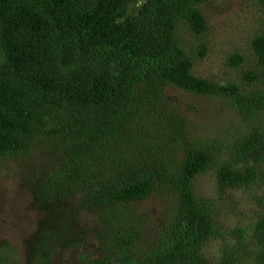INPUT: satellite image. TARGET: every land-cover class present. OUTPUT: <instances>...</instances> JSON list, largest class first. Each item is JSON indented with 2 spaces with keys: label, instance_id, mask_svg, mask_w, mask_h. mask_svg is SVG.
Listing matches in <instances>:
<instances>
[{
  "label": "trees",
  "instance_id": "trees-1",
  "mask_svg": "<svg viewBox=\"0 0 264 264\" xmlns=\"http://www.w3.org/2000/svg\"><path fill=\"white\" fill-rule=\"evenodd\" d=\"M209 1L0 0V165H14L36 217L20 250L0 241V264H60L89 246L81 264H264V33L241 83L196 76L178 30L203 35ZM171 89L234 114L195 137ZM208 173L217 197L198 190ZM249 188L254 222L228 233L220 198ZM157 193L169 204L151 228L137 205Z\"/></svg>",
  "mask_w": 264,
  "mask_h": 264
},
{
  "label": "rangeland",
  "instance_id": "rangeland-1",
  "mask_svg": "<svg viewBox=\"0 0 264 264\" xmlns=\"http://www.w3.org/2000/svg\"><path fill=\"white\" fill-rule=\"evenodd\" d=\"M202 13L207 22V31L200 36L194 35L187 27L178 30V40L193 59V72L196 76L221 82L241 83L242 74L254 71L256 62L249 45L258 33H264V5L258 0H210L202 5ZM135 11V10H134ZM203 45L207 49L203 59L198 57L197 49ZM242 54L246 62L239 68L231 69L227 64L230 53ZM168 100L195 137L211 138L213 127L227 116L233 115L228 101L188 94L179 89L168 91ZM14 165L5 162L0 165V241L6 239L20 250L21 240L34 229L35 215L29 208L24 190L19 189L18 180L12 172ZM198 190L210 197H217L215 176L209 173L197 179ZM262 192V191H259ZM252 190L240 189L226 192L216 210L217 218L228 233L238 227L254 222L255 207L251 201ZM158 193L137 205L139 213L147 217L148 225L155 228L165 218L168 200ZM226 209L222 200H228ZM168 203V204H167ZM89 219H84V224ZM250 228H248V231ZM223 242L218 239L209 241L203 248L205 258L214 263L222 255ZM93 248L65 251L61 254L60 264H81L78 255L91 252Z\"/></svg>",
  "mask_w": 264,
  "mask_h": 264
}]
</instances>
